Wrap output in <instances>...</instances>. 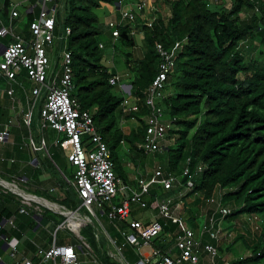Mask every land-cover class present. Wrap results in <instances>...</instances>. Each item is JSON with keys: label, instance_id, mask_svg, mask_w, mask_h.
Here are the masks:
<instances>
[{"label": "trees", "instance_id": "trees-1", "mask_svg": "<svg viewBox=\"0 0 264 264\" xmlns=\"http://www.w3.org/2000/svg\"><path fill=\"white\" fill-rule=\"evenodd\" d=\"M221 1L216 0L215 4L212 0L171 2L168 19L158 16L152 27H136L141 28L148 50L142 58L134 60L130 50L137 47V43L131 35L133 27L129 25L120 27L117 40L124 42L123 48L114 44L112 55L100 49L99 37L104 32L99 27L95 11L104 5L115 7L119 0H62V9L57 13L56 35L63 40L57 41L55 57L58 59L65 46L71 53V95L93 115L97 131L111 150L117 174L127 182L122 161L126 158L137 166L138 155L146 157L138 150V145L146 136L145 117L149 112L143 106L141 112L126 117L124 120L128 121L129 131L125 132L121 109L124 95L118 86L109 83V79L124 67L134 74L129 82L133 95L144 99L145 91L157 75V45L171 51L180 43L182 48L168 81L166 98L158 103L166 117L177 120L178 127L169 135L176 136V147L167 148V165L161 168L167 174L175 175L184 187L191 182L190 193H201L206 200L212 198L218 189L224 191L222 200L234 207L226 219L243 214L258 215L262 219V230L257 241L249 245L244 236L237 235L227 249L232 251L242 243V252L245 249L251 252L249 256H239L231 264H264V0H230V5L225 0ZM38 14L39 11L31 14L22 10L24 33H17L27 41L32 39L30 28ZM0 15L9 23L10 0L5 1ZM243 15L248 18L243 19ZM61 26L62 31H58ZM67 28L71 29V35L65 41ZM1 44L7 45L3 41ZM246 44L247 47L255 44L258 49L256 57L248 59L242 56V48L244 46L246 50ZM119 54L121 60L116 59ZM107 57L112 60L111 69L104 64ZM26 81L29 79L25 72L18 77V86H23ZM3 97L0 94V98ZM39 106L38 120L43 102ZM9 114L5 98L0 101V123ZM36 129L38 133L37 126ZM12 131L16 134L22 130L13 128ZM59 138L62 142L67 136L60 134ZM52 159L55 162L53 155ZM47 162L46 167L60 178L61 191L66 196L61 204L77 209L82 202L65 185L56 165L49 159ZM3 164L8 165L7 162ZM201 167L203 171L199 172ZM186 168L191 178L184 176ZM66 176L73 178L74 171ZM176 192L166 193L157 186L149 201L155 197L165 199ZM121 224L126 230L128 222ZM92 231V227L83 226L81 234L86 239L90 237L88 239L99 253ZM206 241L216 245L209 238L204 243ZM101 259L103 264H119L109 256L101 255ZM138 260L136 257L131 261ZM217 262L220 264V259Z\"/></svg>", "mask_w": 264, "mask_h": 264}, {"label": "built area", "instance_id": "built-area-1", "mask_svg": "<svg viewBox=\"0 0 264 264\" xmlns=\"http://www.w3.org/2000/svg\"><path fill=\"white\" fill-rule=\"evenodd\" d=\"M5 1L0 0V12L4 8ZM124 1L119 0L116 5L121 18L118 21L109 23L111 37L114 41L120 36V27L132 26L131 35L135 36V26L152 27L159 16L155 5L159 0H143L128 4L127 7H124ZM249 1L255 2L256 0ZM26 2H32V0H23L18 5L10 3V28L5 27L3 24L0 28V45H2V38L10 36L12 39L9 44L5 45L6 49L1 55L0 84L2 80L7 82L8 87L5 93L15 100L16 91L14 86L19 85L18 77L20 75L26 72L29 81L34 83L31 96L28 97L30 109L23 116V121L30 127L36 105L44 102L40 112L42 122L40 130L42 131L48 126L58 132L59 135L64 134L67 136V139L62 142L57 140L55 145L66 152H70L68 161L70 166L75 168L74 178L71 179L63 173L62 176L65 185L76 190L82 204L77 209H69L49 202L50 206L46 205L45 200L42 198L32 195H29L31 197H25V195L15 192L12 188L8 189L0 184L8 192L21 198L20 213H27V208L32 207L33 203L45 205L55 212L59 211L66 219L61 227L69 229L76 235L78 240H80L79 236H82L83 226L92 227V233L97 241L104 240L106 242L107 255L119 264H140V262L142 264H218L220 241L223 237L232 241L235 237L234 234L230 233L229 229L223 228L222 223L214 217L209 219L198 232L189 228L186 221L177 213L181 208H179L180 204L176 203L177 198L175 197L165 199L155 197V199L149 201L153 197L155 186L160 187L166 193H170L177 189V185L181 184L175 175L167 174L161 166L155 169L150 179L139 178L140 191L132 190L125 184L116 172L111 150L104 141L103 136L96 129L93 115L85 111L79 101L71 95L73 90L71 53L66 48L60 52V71L58 69V59L54 57L51 61V55H55V40H63V37L56 35L57 13L59 10L56 0H37L34 5L28 7L24 5ZM37 8L39 9L38 17L30 28L32 39L27 41L14 31L12 22L22 18V10L34 14ZM256 10L258 11V9ZM138 18L142 22H138ZM70 35L71 29L67 28L64 40ZM181 48L180 43L171 51L166 50L161 44L157 45L156 50L159 55L157 75L145 91L144 99L138 95H133L132 85L129 82L125 83V78L119 73L112 75L109 79V83L112 86H118L124 95V101L121 105L122 120L131 114L141 112L143 106L149 112L145 117L147 133L144 141L138 145V150L145 155L165 151L164 149L168 147L167 138H169L170 133L178 130L177 120L166 117L164 110L158 103L166 98L168 81L175 70L176 59ZM100 49H105V44L102 42ZM106 62L112 64V60ZM16 119V117L10 118L8 123L2 127L0 131L1 143L10 139L11 129L16 124ZM87 136L92 139L93 149H88L85 146ZM30 143L33 151L47 152V144L44 138L41 139V143L38 145L30 137ZM184 171V176L191 178L188 168ZM202 171L203 168H199V172ZM10 185L21 190L17 184L10 183ZM184 188L186 193L187 190L191 192L192 183L189 182ZM118 194L121 200L115 202V196ZM216 194L206 202L209 205L217 206L216 214L220 215V221H223L233 211L223 206L216 198ZM179 196L182 199L185 193L181 192ZM131 203H137L142 209H150L152 212H158V214L150 218L149 224H144L141 220L129 221ZM52 205L56 207H52ZM83 210L85 212H82ZM102 217H106L111 223L115 221L128 222L127 230L122 231L121 235L126 237L127 242L134 247L139 258L138 261H131L124 255L126 244L119 243L117 238H111L102 223ZM160 219L170 221L178 229L174 244L162 249L154 247L152 241V238L158 236L164 229ZM248 221L254 226L253 230L261 231L262 219L258 215H249ZM6 223L12 226L15 225L14 219H9ZM6 223L0 224V239L4 238L2 231ZM208 238L215 241L216 245L208 243V241L204 243ZM81 247L83 250L86 248L89 253L97 258L96 253L84 237ZM150 248L151 250H149ZM175 249L178 251L177 254L173 252ZM8 252L11 259H16L20 253L16 246H10ZM104 253L105 251H103ZM37 256L38 262L23 258L21 264H82L78 258L76 248L72 245L57 246L54 244L48 250L40 248ZM202 258H206L207 261L202 262ZM0 262H3L1 255ZM225 264H231V262Z\"/></svg>", "mask_w": 264, "mask_h": 264}, {"label": "crops", "instance_id": "crops-1", "mask_svg": "<svg viewBox=\"0 0 264 264\" xmlns=\"http://www.w3.org/2000/svg\"><path fill=\"white\" fill-rule=\"evenodd\" d=\"M125 1H124V3H125ZM139 1H143V0H128L127 4H133V3H136ZM173 1L174 0H159L156 3V8H157L159 16H161L165 20L167 19L166 16H167L168 10H169L168 17H170V15H171V2H173ZM62 6H63V2H62V0H60L59 4H58L59 11L62 9ZM245 16L247 17V15H245ZM138 21L142 22V20H138ZM110 43H113V42H110ZM113 45H114V43L112 44V46ZM64 48H66V46ZM106 48L107 47L105 46V49ZM109 58H111V57H109ZM109 58L107 57V60H111ZM57 61H58V69L60 71V68H61L60 57L58 58ZM104 64L106 65L105 62H104ZM127 73H129V72H127ZM22 88L24 89L23 86H22ZM33 88H34V86H33ZM33 88H32V90H33ZM32 90H31V92H32ZM24 93H25V99L27 100L28 109H20V110L16 111L14 109V107L13 108L8 107L9 112H10L8 118L9 117L10 118L16 117L17 119L15 120V122L17 123V121H18L19 125L22 124V126H21L22 131L14 134L13 133L14 131H12V129H11L10 139L4 143L0 142V179L6 181L8 183H11V184H13V183L17 184L18 187L21 189V191L24 192V194L36 196V197L42 198L45 201H48L50 203H54L57 205L59 204V206L60 205L63 206L61 204V201L66 196H65V193L61 191L62 187L60 186V178L58 176H55L54 174H52V173H54L53 170L46 167V165L48 163L47 162L48 159L53 164L56 165V163L52 159V155L50 154V152H48V150H47L48 153L43 151L41 154L39 153V155H38L37 154L38 152L33 151L32 147L29 146L31 144L30 143V137H32L34 139L35 143L38 145L41 143L42 138L45 139V137L43 135L41 136L44 129L41 131L40 130L41 124L38 123L37 127L39 128L38 129V135L39 136L37 137V139L32 134V130H31V132H29L28 136L23 135L25 132L24 128L25 129L31 128V126L29 127L24 123L23 119H18V117H17L18 114H22V116H24L26 113L29 112V109H30L28 97H30L31 94L29 95L26 89H24ZM13 102H15V100H13ZM39 105H40V103H38L36 105V108ZM43 105H44V102H43ZM38 109H39V107H38ZM34 111H33V116H34ZM8 118L4 119L5 121L3 120L0 123V130H2V127L8 123ZM32 121H33V119H32ZM40 121H41V117H40L38 122H40ZM123 125H124V123H123ZM15 127L16 126H14L13 128H15ZM26 127H28V128H26ZM17 130L20 131L19 129H17ZM18 133H20V134H18ZM21 133H23V134H21ZM46 144H47V141H46ZM123 160L127 161L128 159L124 158ZM3 162H8V165L5 166L3 164ZM18 162L21 163V168L15 169V168L10 166V165H16ZM122 165H124V164L122 163ZM56 167H57V165H56ZM127 167H125V169L130 168V167H128V168ZM58 170L62 176L63 172L59 168H58ZM74 174H75V170H74ZM69 178L73 179L74 177L73 178L69 177ZM176 187H177V189L175 191H177V192L171 197L177 198L176 203H179L180 204L179 208H181L177 211V213L182 215V216L183 215L188 216L186 218L184 217V219H186L187 222L189 221V222H193L196 224L194 219L197 216L201 219H203V218L205 219L204 225L212 217L216 218V220L218 222H221L223 224V221H225V220L220 221L221 217L218 216V214H216L217 208H216V210H214L213 207H210L207 214H205L204 209L202 208V205H203V201H206V199H204V197L201 193L191 194L189 192V193H186L185 196L181 199L179 194L181 192L185 193L186 190L182 184H179ZM70 189H72L76 193L78 200H80L76 190L73 188H70ZM118 202H120V200H118ZM21 206H22L21 198L19 196L12 194L11 192H8L7 189H5L4 187H2L0 185V215H1V213H3L2 214L3 220L1 223H4V222L6 223L7 220H9V219H14V224H15L14 226H12V225L6 223L5 228L2 231V235L4 236V238L0 239V255L3 257V262H0V263H3V264H21L23 258L32 259V260L38 262V256H37L38 250L40 248L48 250L54 244H56L57 246H68V245L74 246L76 248L77 253H78V258L82 264H103L102 259H101V255L108 256L106 253L107 245L105 247V245L103 244V243L106 244V242H104V240H102L100 242L96 241L98 244V249L101 252V255H100V252L98 253L97 249L94 248V246L92 245L90 240L84 238L86 240V242L90 245L91 249L96 253L97 258L95 256H93L91 253H89V251L86 248H84V250L82 249L81 246H82L83 240L82 241L78 240V238H76V235L74 233H72L69 229H67V230L69 232H71V234L73 235L74 241L71 244H69V243L66 244V242L68 241V237H64L62 239V242L59 244L58 239H57L58 238V231L60 229H62L63 227H61V226L58 227L56 222L49 216V213H53L55 215H58V216L64 218L60 214V212L59 211H57V212L52 211V210L48 209L45 205H42V204L33 203L32 207L27 208V213L21 214L20 213ZM70 209H74V208L70 207ZM104 218L105 217L101 218L102 223H103L104 227L106 228V230L108 231L111 238H114V239L117 238L119 240V243H121L119 238L122 237L121 232L125 231V229H123L121 227L122 230L118 235H112L111 232L107 229L106 225L104 224V221H103ZM198 219H196V221ZM134 220H139V219H134ZM108 222L114 226L112 229V230H114L116 228L115 223L114 222L111 223L109 220H108ZM117 222L122 223L123 221H117ZM124 222H126V221H124ZM149 223H150V219H149L148 223H146V224H149ZM203 226H201L198 229H195V231L198 232L199 230H201L203 228ZM229 232L231 233V231H229ZM177 233H178V229H177V232L175 234H177ZM50 235H53V238H54V239H52L53 241L49 238ZM234 236L236 237L235 234H234ZM233 240H232V242H233ZM173 244H174V242H173ZM103 245H104V247H103ZM10 246H16L19 249L20 253L16 259H11L9 257L8 249ZM155 246L157 248L162 249V248H166L170 245L154 244V247ZM161 246H164V247H161ZM103 251H105L104 254H103ZM86 252H88L91 255L92 262L91 261L88 262L86 260H83L82 257H84L86 255ZM173 252H175V254L178 253V251L176 249ZM219 259H220V257H219ZM206 261H207L206 258H202V262H206ZM230 261L227 259H223V264H225L226 262H230ZM44 264H51V263H44ZM220 264H222V263L220 262Z\"/></svg>", "mask_w": 264, "mask_h": 264}, {"label": "rangeland", "instance_id": "rangeland-1", "mask_svg": "<svg viewBox=\"0 0 264 264\" xmlns=\"http://www.w3.org/2000/svg\"><path fill=\"white\" fill-rule=\"evenodd\" d=\"M4 1V0H1ZM23 0H10V3L18 5L20 2H22ZM228 5H230V0H225ZM37 0H32V2H26L24 5L26 7L31 6L32 4L36 3ZM212 3H216V0H212ZM219 3H222L221 0H219ZM127 1H125L124 7H127ZM21 10V9H20ZM39 9L36 10V12H38ZM96 14L99 17V27L101 30H103V34L99 37L100 41L102 43L105 44V46L107 47L104 52L108 55H112L113 51L111 52L113 46L112 44H118L121 45V47L123 48V41H114L111 37V33H110V29H109V23L112 21H118L121 16L120 13L118 11V9H116V7H112L110 5H104L101 9H97ZM169 15V10L167 11V16L166 18L168 19ZM248 17H246L245 15H243V19H246ZM139 22V21H138ZM13 29L15 32L18 33H24V24H25V19H16L13 22ZM2 24H4L6 27L10 28V24L7 23L4 18L2 17V15H0V28L2 27ZM136 27H141V26H135L134 28L136 29V35L133 36L135 41H136V46L134 49L130 50L132 51L133 55H134V60L138 59V58H142L145 55V52H147V47L146 44L144 42V34L141 31V28H136ZM63 26L59 27L58 31H62ZM59 34V33H57ZM2 41L5 42L6 44L9 43L10 41V36L6 37V38H2ZM57 39L55 40L54 43V47H57ZM113 42V43H110ZM251 45V43L249 44V46ZM112 46V47H111ZM246 46V50H244V46L242 48V56L247 57L248 59L254 58L256 57V55H258V49L255 46V44H252L251 47H247ZM124 49L127 51L126 46L124 47ZM55 55L52 54L51 55V61H53ZM111 57V56H109ZM2 59V57L0 56V60ZM117 60H121L122 56L119 54L116 57ZM124 62V58L122 60ZM106 66L109 67L110 69L112 68V64H108L107 62ZM53 66V65H52ZM126 66V65H125ZM129 72V73H127ZM118 73H120V75L122 77L125 78L126 82H130L131 78L134 76L133 73H130L129 70L125 69L124 67H122ZM127 75V76H125ZM123 78V79H124ZM34 84L30 81H26L24 82V89L27 90L28 94H31V90L33 88ZM8 87V84L5 80H2L1 84H0V94L5 96L3 98H0V101H3L5 98L7 100V106L9 108H13L18 111L20 109H28V105H27V100L25 99V93H24V89L21 86H14L16 94H15V102H13V99L9 96L6 95L5 93V89ZM40 107V106H38ZM38 107L35 109L34 111V118H33V126L31 128H28L25 130V133L31 132L32 130V134L35 136V138L37 139V137L39 136L37 133V129L36 126L38 125V123H42L41 121L38 122L39 120L37 119V114H38ZM18 119H23L22 114H18L17 115ZM128 122V121H127ZM125 120H123L122 123H124V125L122 126L124 128L125 132L129 131V126ZM21 123V122H20ZM131 123V121L129 122ZM16 126L14 129H19L21 131V126L22 124H18L17 123L14 125ZM13 126V127H14ZM128 128H127V127ZM12 127V129H13ZM26 136H28V134H25ZM44 136L46 141H47V150L48 152H50L51 155H53L54 160L56 162L57 167L66 175L70 176L71 173L75 170L73 167L70 166L69 162H68V152L64 151L61 147L56 146L55 143L57 140H60L59 138V133L56 132L55 130L51 129L50 127H45L43 130V133L41 134V136ZM176 136L172 137L170 136L169 138H167L168 142H167V146L168 147H176L175 141H176ZM30 147L31 144L29 145ZM85 146L88 147V149H93L94 148V144L92 143V139L90 138V136H87L86 138V142H85ZM167 147V148H168ZM167 148H165L163 152L160 153H156V154H150V155H146V157L141 158V155H138L139 158L137 159L138 164L137 166L127 160H123L122 163L124 164L123 167H130L128 169H126V181L125 184L132 190L135 191H140V185H139V178H149L153 176L154 171L156 168L160 167V166H166L167 165V160H168V152H167ZM45 152V151H44ZM137 156V157H138ZM8 163V162H7ZM126 164V165H125ZM128 164V165H127ZM11 167L15 168V169H19L21 168V163L18 162L16 165H10ZM182 180V179H181ZM1 182V181H0ZM157 187V186H155ZM154 188V187H153ZM187 193H189V190H187ZM224 191H221L220 189H218L217 194H216V198L222 203L223 206L228 207L230 209H234L232 204L229 203H225L222 198L224 195ZM186 194V192H185ZM120 199V195H116L115 196V202H117ZM44 203L47 205V201H44ZM213 207L214 210H216L217 206L215 205H209L206 201H203V205L202 208L204 209L205 214H207V212L209 211V208ZM130 209H131V215L129 217V221H132L134 219H139L141 221H143V223H148L149 219L156 216V214H158V212H152V210L150 209H142L140 207L139 204L137 203H131L130 205ZM183 211V210H182ZM82 212H85L84 210ZM187 212V211H186ZM184 214V213H183ZM49 216L56 222L57 226L60 227L64 222L65 219L55 215L53 213H49ZM183 220L186 221V219H184V217H188V216H182ZM248 217L249 214H243L241 216L238 217H229L227 219H225V221H223L222 227L225 229H229V231H231V233L237 235H241L244 236L245 241L249 244L252 245L253 243H255L257 241V238L260 236L261 231L260 230H253L254 226L251 225L250 221H248ZM199 217H195V223L193 222H187V225L189 228L191 229H198L201 226L204 225L205 223V219H201ZM196 219H198L196 221ZM104 224L106 225L107 229L111 232L112 235H118L122 228V224L120 222L115 221V229H113V225L110 224L108 222V220L106 219V217L103 219ZM222 221V220H221ZM161 224L163 225L164 229L162 231V233H160L158 236L152 238L153 243L154 244H163V245H172L176 236L175 233L177 232V228L176 226L172 225L171 222L166 221V220H162L160 219ZM262 230V229H261ZM64 237H68V241L66 242L71 244L74 241L73 235L71 234V232H69L66 228H62L58 231V243L60 244L62 242V239ZM88 238H90L89 236H87ZM51 240L54 239L53 235H50L49 237ZM87 238V239H88ZM120 242L121 244H126L125 248H124V255L129 259L132 260L133 258L138 257L137 253L134 250V247L131 246L128 242L126 237H120ZM235 239V238H234ZM89 240V239H88ZM53 241V240H52ZM234 241V240H233ZM65 244V243H64ZM232 245V241H229V239H226V237H223L222 240L219 243V255H220V262L223 264V259H227V260H231L230 262L235 261L239 256L241 255H245L249 256L251 255L250 251H247L246 249L242 252V248H241V244L239 243V245H237L235 247L234 250L229 251V249H227V246ZM95 248V247H94ZM115 250V249H114ZM151 250V248L149 249ZM116 251V250H115ZM135 256V257H134ZM83 260L86 261H91L92 262V257L91 255L86 252V255L84 257H82ZM223 258V259H222Z\"/></svg>", "mask_w": 264, "mask_h": 264}, {"label": "bare ground", "instance_id": "bare-ground-1", "mask_svg": "<svg viewBox=\"0 0 264 264\" xmlns=\"http://www.w3.org/2000/svg\"><path fill=\"white\" fill-rule=\"evenodd\" d=\"M0 184H2V185H4L6 188H12L15 192H19V193H21V194H23V195H25V197H31V196H29L28 194H24V192H22L21 190H18L16 187H13V186H11V185H9L8 183H6V182H0ZM34 199H36V198H34ZM42 201V200H41ZM47 205H50L51 206V204L50 203H47ZM52 207H56V206H53L52 205ZM145 224V223H144Z\"/></svg>", "mask_w": 264, "mask_h": 264}, {"label": "water", "instance_id": "water-1", "mask_svg": "<svg viewBox=\"0 0 264 264\" xmlns=\"http://www.w3.org/2000/svg\"><path fill=\"white\" fill-rule=\"evenodd\" d=\"M5 46L4 45H0V56L4 53V51H5ZM0 181H2V182H6V181H4V180H2V179H0ZM6 183H8V182H6ZM9 185H10V183H8ZM6 188V187H5ZM9 189V188H8ZM41 219V218H40ZM79 232H80V230H78ZM79 239L82 241L83 240V236H79ZM0 264H3V263H0ZM140 264H142L141 262H140Z\"/></svg>", "mask_w": 264, "mask_h": 264}]
</instances>
